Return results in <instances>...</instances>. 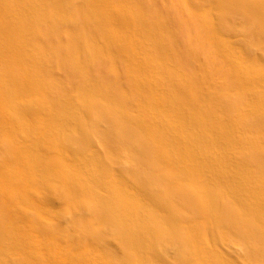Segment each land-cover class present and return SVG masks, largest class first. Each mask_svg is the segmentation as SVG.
<instances>
[{
	"label": "bare ground",
	"instance_id": "obj_1",
	"mask_svg": "<svg viewBox=\"0 0 264 264\" xmlns=\"http://www.w3.org/2000/svg\"><path fill=\"white\" fill-rule=\"evenodd\" d=\"M126 1L0 0V264H236L235 252L264 264V142L250 122L264 117V59L231 37L225 18L244 2L264 19V5L209 0L188 10L236 93L215 86L208 67L192 77L171 61L183 35L171 26L164 45L155 2L142 11ZM122 56L132 90L120 83ZM239 93L250 101L229 104ZM47 197L64 201L63 217L82 211L89 221L73 223L81 246L61 234L72 250L49 246L48 258L39 232L62 236L47 226L61 219Z\"/></svg>",
	"mask_w": 264,
	"mask_h": 264
},
{
	"label": "rangeland",
	"instance_id": "obj_2",
	"mask_svg": "<svg viewBox=\"0 0 264 264\" xmlns=\"http://www.w3.org/2000/svg\"><path fill=\"white\" fill-rule=\"evenodd\" d=\"M131 1V2H130ZM135 1V2H134ZM189 1V0H188ZM187 0H152V1H150L151 3L152 2H155L156 4V6L158 7V9L160 10L159 12H161V18L163 19V20H160V17H155V18H153V25H157V23H158V27H159V29L161 30V29H163L164 27H166V28H164V29H166L165 30V32H164V29H163V32H162V35H164V34H166V36H164L165 38H164V41L163 42H165L164 43V45H166L167 43H168V41H170V40H168V39H170L171 38V40H173V38H172V35H175V33L173 34V32L172 31H174L175 32V30L177 31V30H179L178 31V33L176 32V34H180V36L181 35H183L182 36V38H180V37H178V39H179V41L180 42H182L180 45H178L177 47H175V48H172L173 50H172V55H173V57H171V58H173V59H171V61L173 62V60L174 61H176V60H181L183 63L181 64L182 65V67H183V69H184V71H186V73H187V75H190V76H197V77H201V75H202V69H204V72H206V67H208L207 68V70H213V72L214 71H216V72H214V75H215V78H216V83H215V86H217V87H220V88H223V87H227L228 88V85L229 86H231L230 88H233L235 91H236V93H238L239 92V89H238V87H236L235 85H232L231 84V82H229V83H227L228 81H230V80H232V79H228L229 78V76H226L227 75V73L226 72H221L220 73V71L219 72H217L218 70H216V69H213V68H215V66L217 67V61H219L220 59H218L219 57L220 58H222V52L218 49V48H215L212 44H214L213 42H212V38H211V35L207 32V31H205L204 29H200L199 27H197V24L195 25V20H194V17H192V15L190 14V13H188V10H190V9H193V10H195L193 7L194 6H198V7H196V9L198 8H202V5L203 6H206V5H208L209 3H211V1H209V0H191V1H189L188 2ZM127 2V4L129 5V6H133V7H137L138 6V8L140 7L141 9H142V6H143V0H128V1H126ZM243 3V4H242ZM242 3H239V4H233V5H231V6H227V10H226V12H228L227 13V15H226V17L225 18H227V20H228V23H230L233 27H234V29L232 30L233 32H232V34H233V36H231L232 38H235V39H237L238 37H244V40H245V43L246 44H250V45H252L253 46V48H254V50H255V53L257 54V55H259V56H257V57H260V60H263L264 59V46H263V44H260V42L261 41H263L264 40V38L262 39L261 37H260V35L262 36V33L260 34V35H258L257 33H259V31L262 29L261 28V25H262V27H263V23H264V19L261 17V15H258L259 13H257L256 14V12H255V10H253L251 7V3H249V4H245L244 2H242ZM66 5H68V7H70L71 9H72V7H73V5H72V3L71 2H69V1H67L66 3H65ZM137 6H136V5ZM235 5V6H234ZM239 5H240V7H239ZM15 8H16V6L15 5H13ZM238 6V7H237ZM175 10V11H174ZM142 11H143V9H142ZM190 11H192V10H190ZM163 12V13H162ZM174 12H176V14L178 15L179 14V17H178V21H179V23H180V25H182V27H184L185 25L188 27V25L190 24V30H191V32H188L187 31V36L185 35V33H183V29H181V28H179L178 26H176L174 23H173V17H175V13ZM188 15V16H187ZM194 16H198V15H194ZM191 17H192V19H191ZM198 18H199V16H198ZM164 21H167L168 22V24H167V22L165 23ZM174 24V25H169V24H172L171 22ZM200 21V20H199ZM160 22H164V23H161L160 24ZM256 22V23H255ZM198 23V22H197ZM165 25L164 27H162L163 25ZM159 25H161V27L159 26ZM173 28H172V27ZM174 26L177 28H175L174 29ZM194 26H196V27H194ZM168 27H169V29H168ZM170 28H172V31H170L171 33H172V35L169 33V30H171ZM200 29V31H199V29ZM180 29H181V32H180ZM168 30V31H167ZM169 34H168V33ZM182 33V34H181ZM170 35V36H169ZM242 35V36H241ZM167 37V38H166ZM170 37V38H169ZM198 37L200 38V40H202L203 41V43L202 42H199V40H198ZM186 38V39H185ZM189 38H191V40H192V43L191 44H186L187 43V39H189ZM261 38V39H260ZM166 39L168 40L167 42H166ZM182 39V40H181ZM260 39V40H259ZM184 40V41H183ZM202 43V44H201ZM205 43V44H204ZM204 44V45H203ZM167 46H169V45H167ZM170 47V46H169ZM215 48V49H214ZM214 50V51H213ZM216 50V51H215ZM177 51V52H176ZM217 51H220V53L218 52L217 53ZM214 52H215V54L217 53V54H220V55H217L216 54V56H215V54H214ZM213 54V55H212ZM261 55V56H260ZM213 56H215V57H213ZM124 57L122 56L121 58H116V64L118 65L117 67L119 68V72H120V83L121 84H126L125 85V87L127 88V89H129V90H132L133 89V86H132V84H130V85H128L127 86V82H126V80L123 78V75H122V72L124 71L125 72V66H126V63L127 62H125L124 61V59H123ZM182 58L183 59H186V61H192V60H194L193 62H192V64H194V65H191V66H193V67H190V69H189V67L187 66L188 64L190 65V62H188V63H186L185 61H183L182 60ZM190 58V59H189ZM192 59V60H191ZM217 61H216V60ZM118 60V61H117ZM210 61V62H209ZM216 61V62H215ZM195 62V63H194ZM207 62H209V64H207ZM263 62H264V60H263ZM219 63V62H218ZM185 66H184V65ZM196 64V65H195ZM211 64V65H210ZM214 64V65H213ZM264 64V63H263ZM127 65H128V63H127ZM214 66V67H213ZM120 67H121V69H120ZM127 67V66H126ZM210 67H212V68H210ZM188 71H187V70ZM217 69H219V68H217ZM122 70V71H121ZM191 73H190V72ZM125 74H126V72H125ZM192 76V77H193ZM222 79V80H221ZM225 79L227 80L228 79V81H225ZM218 81V82H217ZM224 81V82H223ZM220 82V84L219 85H217L218 83ZM222 82V83H221ZM224 84H228L227 86H225ZM236 87V88H235ZM131 88V89H130ZM238 90V91H237ZM235 91H233L232 93H234ZM234 95H236L237 96V94H235L234 93ZM234 95H232L231 94V96H233L234 97ZM239 95H240V93H239ZM235 96V97H236ZM245 95H240V97H239V100L238 99H236L235 101H233V99H231L232 101H229L228 103L230 104V102L231 103H236L237 104V102L239 103V101L241 102V101H243V100H246V101H250V99L249 98H251L249 95L247 96H245ZM230 97V96H229ZM238 97V96H237ZM236 97V98H237ZM243 97V98H242ZM53 103H55L56 104V102H53ZM228 106V105H227ZM225 107V106H224ZM223 107V108H224ZM241 108V109H240ZM227 109V110H226ZM240 109V111L242 112L243 111V107H239L238 108V110ZM225 111L228 113H225ZM229 108L228 107H226L225 108V110H224V114H226L225 116H227V115H229V116H227V117H230V119H234V117H233V115L231 114L232 112L230 111V114H229ZM254 116V115H253ZM262 118V120L264 119V117H261ZM261 118H258L257 116L254 118V117H250V119L252 120V121H250L251 122V124H252V126L254 127V126H257V130H258V134L259 135H257L256 133H257V131L255 130V127L254 128H252L253 129V131L254 132H256L255 133V135L252 133V131H251V129H248L249 128V124H247V126H244L240 121H238L237 120V124L239 123L240 125H242V128H244V127H247V128H244V131L246 132L247 131V136L248 135H251V134H253L252 136H256V137H258L259 139H261V140H263V142H264V137L262 138V136H260V135H264V124L261 122V120L259 121V119H261ZM258 120V121H257ZM254 121V122H253ZM256 121V122H255ZM257 122H259L260 123V125L257 123ZM255 123H257V125H255ZM238 124V125H239ZM254 124V125H253ZM263 124V125H262ZM239 125V126H240ZM249 125V126H248ZM258 125H259V127L260 126H262V127H258ZM244 126V127H243ZM241 127V126H240ZM247 129V130H246ZM250 131V132H249ZM244 132V133H245ZM260 132V133H259ZM251 136V137H252ZM250 137V136H249ZM261 137V138H260ZM258 151V150H257ZM259 157H264V154L262 155V156H259ZM262 162L264 163V158H262ZM257 171V168L256 169H253V172L254 173H259V172H261V168H259V170H258V172H256ZM264 172V171H263ZM253 173V174H254ZM48 199V203H49V205L52 207V209L55 211V212H58L59 213V217L61 218L60 219V221H59V219H58V221H56L54 224H50V225H47L52 231H54L55 233H57V234H62V235H70L75 241H76V243L78 244V245H82L81 243H79L78 242V240L76 239V237H77V230H73L74 229V221H75V223H76V225L79 223V221H80V223H81V221H84L85 220V218L87 217V216H85L86 214H84L82 211L80 212V213H77V211H71L69 214H67L66 216L67 217H63V215H61V214H65L66 213V210H65V206H64V201H62V200H58L57 198H51V197H47ZM3 200H5V199H3ZM1 198H0V203H1ZM230 205V204H229ZM231 206V205H230ZM1 207H3V206H1ZM232 207V206H231ZM233 208V207H232ZM62 209H64V210H62ZM192 209V210H191ZM194 209H196V208H194ZM193 208H190V211H188V213H190V215H194L195 217H199V216H201V214H200V211H199V214H198V212L196 211V210H194ZM244 209H247V207H245L244 206ZM4 210V215H6V218H9V216H8V214H7V212H6V210L5 209H3ZM62 211V212H61ZM228 212H229V210H228ZM231 212V211H230ZM229 212V213H230ZM72 213V214H71ZM78 214V215H77ZM80 214V215H79ZM187 214V213H186ZM68 215L70 216V217H68ZM71 215H73V216H71ZM84 216V217H83ZM30 218L32 219V221H33V223L35 224V225H39V226H43L44 225V223L43 222H41V220L37 217V216H35V215H31L30 216ZM64 218L66 219V222L65 221H62V219L64 220ZM83 220H82V219ZM79 221H78V220ZM238 218H237V216L235 217V221L234 222H236V226H240V224L241 223H238ZM88 218H86V225L88 226ZM85 225V226H86ZM71 226V227H70ZM44 227V226H43ZM73 228V229H72ZM250 228V227H249ZM54 229V230H53ZM72 229V230H71ZM248 230V229H247ZM254 234V233H253ZM61 235V236H62ZM74 237H73V236ZM264 234H262V233H260V234H257V236H256V239H258V241H259V244H260V246L262 247L263 246V241H264V236H263ZM39 236L40 237H42V240L44 241V243H45V245H46V248H45V250H43V252H44V255H45V257L46 258H48L49 256H50V253H49V246L51 247V246H54L55 248H57L58 250H60L61 248V250L62 251H70V250H72L71 248V245H69V243L65 240L66 238L65 237H61L60 238V240H53V239H51V238H49V237H47V238H45V236H43V235H41L40 234V232H39ZM262 238H263V240H262ZM46 239H48V240H46ZM262 240V241H261ZM55 243V244H54ZM53 244V245H52ZM258 244V245H259ZM71 247V248H70ZM60 248V249H59ZM107 249H108V247H107ZM113 249H114V247H113V245L112 246H110L109 247V249H108V251H110L111 253H113ZM229 257L230 258H232V260H234L235 262H236V264H247V263H245V257H244V255L242 254V253H240V252H235V254L234 255H229ZM262 259H260V258H253L252 260H251V262L253 263V264H263L262 263Z\"/></svg>",
	"mask_w": 264,
	"mask_h": 264
},
{
	"label": "snow or ice",
	"instance_id": "obj_3",
	"mask_svg": "<svg viewBox=\"0 0 264 264\" xmlns=\"http://www.w3.org/2000/svg\"><path fill=\"white\" fill-rule=\"evenodd\" d=\"M261 4L264 5V0H261Z\"/></svg>",
	"mask_w": 264,
	"mask_h": 264
}]
</instances>
